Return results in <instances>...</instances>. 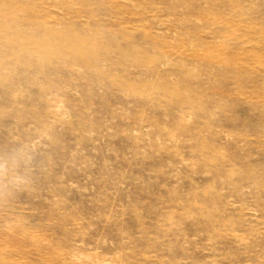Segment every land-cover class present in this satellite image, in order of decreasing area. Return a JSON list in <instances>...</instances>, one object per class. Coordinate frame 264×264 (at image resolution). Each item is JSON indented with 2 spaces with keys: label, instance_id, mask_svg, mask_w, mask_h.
I'll return each instance as SVG.
<instances>
[{
  "label": "rangeland",
  "instance_id": "obj_1",
  "mask_svg": "<svg viewBox=\"0 0 264 264\" xmlns=\"http://www.w3.org/2000/svg\"><path fill=\"white\" fill-rule=\"evenodd\" d=\"M0 264H264V0H0Z\"/></svg>",
  "mask_w": 264,
  "mask_h": 264
}]
</instances>
